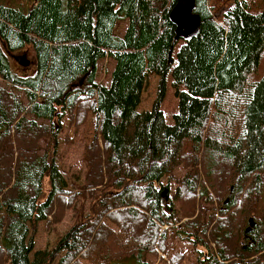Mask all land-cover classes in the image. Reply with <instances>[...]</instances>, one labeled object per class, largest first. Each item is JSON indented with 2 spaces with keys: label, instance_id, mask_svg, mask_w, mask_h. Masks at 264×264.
I'll list each match as a JSON object with an SVG mask.
<instances>
[{
  "label": "trees",
  "instance_id": "1",
  "mask_svg": "<svg viewBox=\"0 0 264 264\" xmlns=\"http://www.w3.org/2000/svg\"><path fill=\"white\" fill-rule=\"evenodd\" d=\"M13 1L0 0V264H150L144 255L164 252L166 229L178 223L177 201L188 219L202 209L180 224L188 232L174 233L204 250L198 264H264V2L235 0L216 22L209 0H194L200 32L173 58L177 0ZM120 21L128 25L117 37ZM27 48L34 72L17 66L18 74L10 60ZM104 58L115 65L109 85L98 86ZM152 75L157 97L140 112ZM169 77L178 101L170 124L161 110ZM64 118L73 130L91 120L96 134L84 149L99 164L70 200L76 185L56 162ZM185 159L192 173L170 202L165 191ZM238 197L235 236L242 241L250 215L256 223L245 247L227 255ZM60 199L72 223L36 251L37 225ZM213 204L219 212L207 216Z\"/></svg>",
  "mask_w": 264,
  "mask_h": 264
},
{
  "label": "rangeland",
  "instance_id": "2",
  "mask_svg": "<svg viewBox=\"0 0 264 264\" xmlns=\"http://www.w3.org/2000/svg\"><path fill=\"white\" fill-rule=\"evenodd\" d=\"M16 1H27V0H16ZM245 1L264 2V0H245ZM234 2L235 0H209L208 7L210 9L212 19L215 20L216 22H222L224 14L232 8ZM127 25H128L127 21L118 22L117 26L114 29L115 36L117 37L123 36V34L126 31ZM182 44L183 41L181 40L177 42L176 46L172 51L173 58L177 54V51ZM22 55H25L26 59L30 61H34L33 54L30 48H27V50L25 51L15 53L14 56H22ZM11 60L16 65H18L13 58H11ZM14 63L13 65L16 68V65ZM114 63L115 62L110 58H104L103 60L98 62L96 68V77H95L96 85L98 86L109 85L110 74L113 70ZM33 67L34 64L32 66L30 65V67L25 68L26 70L25 73L26 74L31 73L33 71ZM158 82L159 79L153 75L146 80V84L144 87L140 105L138 107V111L140 112L149 111L152 108V105L157 97ZM177 104L178 101L174 95L173 89L171 88V78L169 77L167 80L166 93L163 102L161 103V110L163 111L166 122L169 124L173 122L172 117L177 111ZM89 119H91V117ZM84 121H85L84 124L80 126L76 125L75 127L76 129L73 130V128L69 126L68 118H64L62 120V124L60 128L56 162L61 172L65 173L67 182H74L76 185L74 188L72 186H69L66 190V194L64 195V197L66 199L69 198V200L74 197V195L71 193L69 194V192L74 191L75 189L78 188L81 189L82 187L81 184L83 185L82 183L83 178H85V175L88 173L89 169L99 168V164H93L92 161L90 160L92 158V155L90 154V158H89L86 152L87 149H84L86 148V146L89 145V141L91 140V137L96 134V131H93V125L90 124L91 120H84ZM39 143L42 146H44L45 140H40ZM186 161L187 159L183 160V163L177 166L173 171L174 179L171 180V183L168 186L169 187L168 191H170L168 194V201L170 200V202H173V194L175 192L176 187H178L179 183L182 182L185 178L187 179L189 175H191L192 173L193 167L191 165L186 167L185 166ZM199 175L201 177H204L203 172L200 173ZM166 181L167 180H162V185L164 188H167ZM47 189H48L47 184H45L44 194H46ZM90 189L97 190L98 187L96 188L92 187ZM75 192H77V190H75ZM213 196H214V200H217L216 195ZM228 196H229V189L228 192L224 191L223 194L220 195V197H222V202L218 204V206H223V207L226 206L229 203V202L226 203L227 200H229V198H227ZM43 197H45V195ZM263 199H264V194H263ZM80 201L76 202L77 206L80 203ZM200 203L203 204L201 201ZM70 205H71L70 203L64 204L62 202V199H60V201L57 200L56 204L53 206V212L48 216L47 220L40 222L37 225V229L35 230L34 233V242H35L36 251L51 249L57 243L60 237L64 235V233L68 230L70 224L72 223V219H71L72 206ZM174 205L176 206L175 208L177 209L178 223L175 224L174 226H169L166 229L167 241L165 243L164 252L158 250L156 252L157 253L156 255L155 254L144 255V259L150 262V264H198V260L202 259L201 255H206L201 247H197V248L193 247V243L189 242L188 239H181L180 237L177 236L179 233H182L184 231L186 232L189 231L187 229H184L182 226H180V224L183 223L182 225H184V223L187 220L195 219L197 215H201L202 209L201 208L197 209L194 216L191 219H188V217L185 218L182 216V213L180 211L182 209L179 208L180 205H183V202L177 201L174 203ZM229 205L230 203L228 204V206ZM242 206H243V201L241 197H238L236 198L233 207H230L233 212H236V214L233 217L234 222L231 221L229 222V227L231 232L227 237L225 243H223V249L225 250L224 252L227 253V255H233L235 251V246L239 244L245 247V243L242 244L241 239H238L235 236V234L237 233L235 229L237 227H240L237 226V215L240 213ZM213 211L219 212L217 204H213L212 206H210L209 211L207 212V216L210 215ZM217 218L219 219L220 217L218 216ZM253 221H255V219ZM248 222L249 220L247 221L246 218L243 231H245V229L249 227ZM255 223L256 221L254 222V225ZM162 229H164V227H162ZM194 230L197 231L196 229ZM175 232L177 235L174 234ZM199 237L201 236L199 235ZM209 247L212 249L214 253L215 248L212 247L211 244H209ZM208 252H210V250Z\"/></svg>",
  "mask_w": 264,
  "mask_h": 264
},
{
  "label": "water",
  "instance_id": "3",
  "mask_svg": "<svg viewBox=\"0 0 264 264\" xmlns=\"http://www.w3.org/2000/svg\"><path fill=\"white\" fill-rule=\"evenodd\" d=\"M170 22L175 27V41H187L198 36L200 32V19L194 13V0H177L175 6L171 9L169 15ZM19 65L27 67L29 61L25 55L15 58ZM167 191V190H166ZM248 228L245 233L251 232L254 227V221L249 219Z\"/></svg>",
  "mask_w": 264,
  "mask_h": 264
},
{
  "label": "flooded vegetation",
  "instance_id": "4",
  "mask_svg": "<svg viewBox=\"0 0 264 264\" xmlns=\"http://www.w3.org/2000/svg\"><path fill=\"white\" fill-rule=\"evenodd\" d=\"M169 192H170V191H168V194H169ZM165 193H166L165 199H167V198H168L167 191H165ZM226 200H227V199H226ZM226 203H228V200H227ZM225 205H226V204H225ZM227 205H228V204H227ZM227 205L224 206V207H222V209L225 210L226 207H228ZM250 217H252V219L254 220V217H253V216H249V217L247 218V221L250 219ZM254 222H255V221H254ZM246 227H247V226H246ZM246 227H245V228H246ZM251 232H252V231H251ZM251 232H249L248 234H246L245 231H244L243 239H242V241H241L242 244H244V243H246L247 241H249V239H250V233H251Z\"/></svg>",
  "mask_w": 264,
  "mask_h": 264
},
{
  "label": "crops",
  "instance_id": "5",
  "mask_svg": "<svg viewBox=\"0 0 264 264\" xmlns=\"http://www.w3.org/2000/svg\"><path fill=\"white\" fill-rule=\"evenodd\" d=\"M2 2H4V1H2ZM13 4H17V1L14 0V1H13ZM21 52H22V51H21ZM33 59H34V58H33ZM10 62H11V67H12V69L15 70V71L19 74L20 71H19V69L17 68L18 65H16L12 60H10ZM13 63L16 65V68L14 67ZM31 63H32V64H31V66H32V65L34 64V61H31ZM114 65H115V63H114ZM29 67H30V66H29ZM24 69H25V68H24ZM34 69H35V66L33 67V71H32L31 73H29V74H26V73H25V74H26V75L33 74ZM1 83H3L2 80H0V84H1Z\"/></svg>",
  "mask_w": 264,
  "mask_h": 264
},
{
  "label": "bare ground",
  "instance_id": "6",
  "mask_svg": "<svg viewBox=\"0 0 264 264\" xmlns=\"http://www.w3.org/2000/svg\"><path fill=\"white\" fill-rule=\"evenodd\" d=\"M16 57H19V56H14V57H13V59H14L15 61H16V59H15ZM27 60H28V59H27ZM28 61H29V65H28L27 67H29V66L32 64L30 60H28ZM16 63L18 64L17 61H16ZM18 65H19V64H18ZM19 66H21V65H19ZM27 67H23V66H22V68H27Z\"/></svg>",
  "mask_w": 264,
  "mask_h": 264
}]
</instances>
